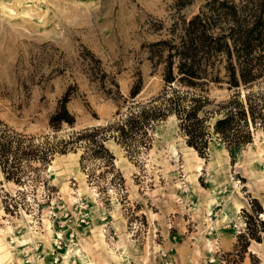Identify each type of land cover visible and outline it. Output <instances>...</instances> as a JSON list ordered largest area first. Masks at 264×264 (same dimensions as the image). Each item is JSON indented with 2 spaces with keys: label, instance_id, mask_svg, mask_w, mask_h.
I'll return each instance as SVG.
<instances>
[{
  "label": "rangeland",
  "instance_id": "obj_1",
  "mask_svg": "<svg viewBox=\"0 0 264 264\" xmlns=\"http://www.w3.org/2000/svg\"><path fill=\"white\" fill-rule=\"evenodd\" d=\"M204 2L0 0V122L30 137L64 135L70 128L53 133L47 122L75 84L66 105L73 129L103 125L122 106L137 72V99L155 96L162 84L150 73L144 46L163 32L152 29L190 17ZM96 69L104 81L114 80L120 97L102 93L91 78L99 77ZM225 96L224 89L209 92L216 100ZM103 145L113 171L95 160L82 172L76 149L55 155L23 186L0 172V264H24L22 250L36 245L37 264H48L51 240L67 232L74 234L75 264H264L263 242L250 240L237 253V236L249 222L245 213L259 207L264 230L261 130L231 154L212 137L205 157L185 145L172 117L154 127L149 149L136 160L112 141ZM118 176L122 189L115 186Z\"/></svg>",
  "mask_w": 264,
  "mask_h": 264
},
{
  "label": "trees",
  "instance_id": "obj_2",
  "mask_svg": "<svg viewBox=\"0 0 264 264\" xmlns=\"http://www.w3.org/2000/svg\"><path fill=\"white\" fill-rule=\"evenodd\" d=\"M152 30L157 35L163 32L144 46L150 73L159 77L161 90L137 99L142 88L137 72L110 121L74 130L66 105L75 98L77 87L68 85L47 122L53 133L62 126L70 128L62 136L30 137L0 122V172L5 181L23 186L30 174L48 168L55 155L76 149L82 172L87 173L88 163L95 160L113 171V156L104 142L112 141L126 158L136 160L149 149L154 127L170 117L198 157L206 156L212 137L231 154L249 145L255 130L264 133V0H205L190 17L177 16L167 28L159 23ZM96 70L99 77L91 78L102 93L120 97L114 80L104 81L106 75ZM214 87L224 89L226 96L210 98ZM115 186L123 187L119 176ZM251 212L245 213L249 220L245 232L237 236L238 254L245 252L250 240L264 243L263 223L256 218L260 209Z\"/></svg>",
  "mask_w": 264,
  "mask_h": 264
},
{
  "label": "built area",
  "instance_id": "obj_3",
  "mask_svg": "<svg viewBox=\"0 0 264 264\" xmlns=\"http://www.w3.org/2000/svg\"><path fill=\"white\" fill-rule=\"evenodd\" d=\"M74 234L73 232H67L66 234H59L54 236L50 243V252L48 264H75L78 260L77 250L74 246ZM38 245L31 248H24L23 262L24 264H37L39 261L40 253L38 251ZM31 250V255L28 251ZM37 253V254H36Z\"/></svg>",
  "mask_w": 264,
  "mask_h": 264
}]
</instances>
